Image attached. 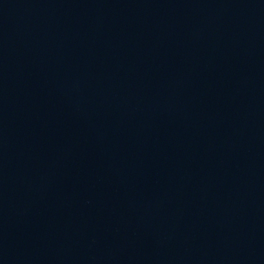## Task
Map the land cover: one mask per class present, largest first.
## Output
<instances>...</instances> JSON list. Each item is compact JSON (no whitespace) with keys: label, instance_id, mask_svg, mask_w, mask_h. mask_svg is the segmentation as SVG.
Wrapping results in <instances>:
<instances>
[{"label":"water","instance_id":"95a60500","mask_svg":"<svg viewBox=\"0 0 264 264\" xmlns=\"http://www.w3.org/2000/svg\"><path fill=\"white\" fill-rule=\"evenodd\" d=\"M0 264H264V0H0Z\"/></svg>","mask_w":264,"mask_h":264}]
</instances>
